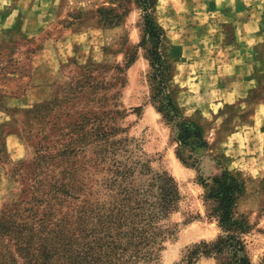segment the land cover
<instances>
[{
    "label": "rangeland",
    "instance_id": "1",
    "mask_svg": "<svg viewBox=\"0 0 264 264\" xmlns=\"http://www.w3.org/2000/svg\"><path fill=\"white\" fill-rule=\"evenodd\" d=\"M1 7L0 264L26 263L31 219L46 217L51 229L72 224L78 211L96 217L118 205L123 188L164 173L181 201L164 222L174 235L151 264H185L195 246L223 234L206 196L224 169L244 183L235 209L249 227L242 240L251 263H264V0H159L161 47L148 42L137 0H0ZM245 21L249 30H236ZM245 34L248 43L239 41ZM178 43L200 47L207 58L201 69L210 77L199 86L183 87L177 76ZM158 47L173 66L169 83L183 117L202 123L207 150L180 149L177 128L160 111L152 62ZM232 55L236 63L217 77V65ZM220 86L248 90L204 116L206 100L222 96ZM189 89L195 100L179 101ZM187 101L202 110L186 114L180 102ZM195 264L218 262L201 257Z\"/></svg>",
    "mask_w": 264,
    "mask_h": 264
},
{
    "label": "trees",
    "instance_id": "2",
    "mask_svg": "<svg viewBox=\"0 0 264 264\" xmlns=\"http://www.w3.org/2000/svg\"><path fill=\"white\" fill-rule=\"evenodd\" d=\"M159 0H137L142 12L143 27L148 42L161 47L163 30L154 13ZM152 54L154 80L160 98V111L170 125L177 128L179 148L193 147L194 151L207 150L202 123L186 119L177 103V90L171 89L169 77L173 73L160 48ZM168 80L166 78V75ZM179 159L196 167L192 157ZM143 174V173H142ZM145 175V174H143ZM200 182H206L200 178ZM214 187L206 196L213 202V213L223 234L212 244L202 243L189 251L185 264H195L201 257L215 258L218 264H252L248 258L242 234L248 230L244 217H237V202L244 193V183L227 169L212 178ZM123 199L110 210L96 217L78 211L72 224L65 220L53 223L46 217L31 219L27 224L25 264H151L157 259L162 243L174 231L164 222L178 209L181 195L176 181L168 174L151 177L150 183L123 188ZM35 235V236H34ZM43 235L44 237H41ZM264 264V263H262Z\"/></svg>",
    "mask_w": 264,
    "mask_h": 264
},
{
    "label": "crops",
    "instance_id": "3",
    "mask_svg": "<svg viewBox=\"0 0 264 264\" xmlns=\"http://www.w3.org/2000/svg\"><path fill=\"white\" fill-rule=\"evenodd\" d=\"M4 8H0V13L2 14ZM11 17V14H10ZM9 17V18H10ZM8 18V19H9ZM217 26V25H216ZM242 27V28H241ZM251 27V22L250 21H245L244 23L240 24V26L236 27V30L239 28L244 29L245 31L249 30V28ZM248 35L245 34L244 38L241 39L239 38V41H244L246 43H248ZM201 42H203L201 40ZM200 42V43H201ZM180 45H182L181 47L183 48V58L181 59L180 64L178 65V78L185 81L183 87L186 86H190L192 88L199 86V84L201 83V78H206V77H210V72H206L203 71L201 69V66H203V64L206 62L204 61V59H207L206 57L201 58L199 56V51H201L200 47L198 50L195 49V45L194 46H187L185 43V45H183L182 43H178ZM219 45V44H218ZM198 47V46H196ZM234 55H232L230 60L227 61H222V64L220 63L219 65H217V68L215 69V71H217L218 76H223L222 72L223 70H226L227 66L229 65V63H234L235 59H233ZM210 60V59H208ZM203 61V62H202ZM236 63V62H235ZM215 64V63H214ZM215 68V67H214ZM204 72V73H203ZM252 76V66H250V69H248V73H246V75L244 76L247 80V83H252V81H250L248 78ZM193 81V83H191ZM202 86V85H201ZM249 85L246 87L248 88ZM217 91L219 92V94H221L222 96H220L219 98H216L215 100V104H212L209 100H206L207 103H205L204 106V111H202V114L204 116H207V114L209 115L210 112H213V105L215 107H217L218 109L221 108V106H223L224 104L227 103H231L229 101H231V97H241L244 93H246V90L243 89V87H236V86H220L219 88L217 87ZM184 94L187 95V92L189 93L188 96L184 97H180L179 101H181V99L183 100L182 102H184V100L186 99H190V100H195V98L197 97V91L196 89H189V90H185L182 91ZM204 93L206 94L207 92H205V90L203 89V87H200V94ZM195 94V96H193ZM202 98H204L202 96ZM180 102V105L182 108H186V114L189 113H195L196 111H200L202 110V106L201 105H188L189 101H187L186 103H182ZM234 102V101H232ZM210 111V112H209ZM214 113H216L214 111ZM206 114V115H205Z\"/></svg>",
    "mask_w": 264,
    "mask_h": 264
}]
</instances>
